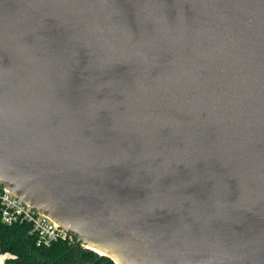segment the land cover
Returning a JSON list of instances; mask_svg holds the SVG:
<instances>
[{"label": "water", "instance_id": "1", "mask_svg": "<svg viewBox=\"0 0 264 264\" xmlns=\"http://www.w3.org/2000/svg\"><path fill=\"white\" fill-rule=\"evenodd\" d=\"M0 183L115 264H264V0H0Z\"/></svg>", "mask_w": 264, "mask_h": 264}, {"label": "trees", "instance_id": "2", "mask_svg": "<svg viewBox=\"0 0 264 264\" xmlns=\"http://www.w3.org/2000/svg\"><path fill=\"white\" fill-rule=\"evenodd\" d=\"M0 254L8 256L5 264H115L92 250H79L74 243L38 248L24 227H9L1 222Z\"/></svg>", "mask_w": 264, "mask_h": 264}, {"label": "built area", "instance_id": "3", "mask_svg": "<svg viewBox=\"0 0 264 264\" xmlns=\"http://www.w3.org/2000/svg\"><path fill=\"white\" fill-rule=\"evenodd\" d=\"M0 222L9 227H24L28 236L35 240L38 248L74 243L68 230L15 195L2 183H0Z\"/></svg>", "mask_w": 264, "mask_h": 264}, {"label": "rangeland", "instance_id": "4", "mask_svg": "<svg viewBox=\"0 0 264 264\" xmlns=\"http://www.w3.org/2000/svg\"><path fill=\"white\" fill-rule=\"evenodd\" d=\"M6 258H7V255L0 254V264H5Z\"/></svg>", "mask_w": 264, "mask_h": 264}, {"label": "crops", "instance_id": "5", "mask_svg": "<svg viewBox=\"0 0 264 264\" xmlns=\"http://www.w3.org/2000/svg\"><path fill=\"white\" fill-rule=\"evenodd\" d=\"M8 257V256H7ZM6 260V259H5Z\"/></svg>", "mask_w": 264, "mask_h": 264}]
</instances>
